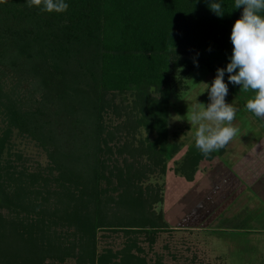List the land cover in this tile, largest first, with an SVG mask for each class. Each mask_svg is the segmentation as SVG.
<instances>
[{
	"label": "trees",
	"instance_id": "obj_1",
	"mask_svg": "<svg viewBox=\"0 0 264 264\" xmlns=\"http://www.w3.org/2000/svg\"><path fill=\"white\" fill-rule=\"evenodd\" d=\"M65 2L68 10L57 13L29 7V0H0V264L67 257L77 264H161L159 256L146 259L139 240L144 235L151 245L167 223L153 212L150 186L139 182L150 165L163 170L180 149L165 127L172 72L201 50L232 53L230 33L243 9L213 0L225 12L218 17L211 0ZM127 93L130 107H121L128 131L141 124L155 132L137 146L115 144L125 123L107 129L103 118L105 108L121 110L106 95ZM13 130L45 151L47 175L14 168ZM221 152L204 157L191 143L177 171L191 180L201 160ZM124 153L145 161L136 167ZM99 230L120 231L122 247L97 252Z\"/></svg>",
	"mask_w": 264,
	"mask_h": 264
},
{
	"label": "rangeland",
	"instance_id": "obj_2",
	"mask_svg": "<svg viewBox=\"0 0 264 264\" xmlns=\"http://www.w3.org/2000/svg\"><path fill=\"white\" fill-rule=\"evenodd\" d=\"M231 54L201 50L188 56L172 72L169 96L172 104L165 117V127L168 140L180 145V149L165 163L163 170L150 165V170L141 173L139 182L143 190L150 186L153 212L167 223V228L154 234L151 245L142 240L144 235H140L139 245L149 261L159 256L161 264H264V204L259 198L245 193L242 185L249 181L252 190L264 199V174L262 178H253L254 170L264 171V121L246 109L247 100L254 93L229 83L227 72L224 75V82L228 84L225 102L238 109L233 121L239 129L236 137L220 155L201 160L194 170L193 179L185 180L177 171L187 146L195 143L196 129L187 121L188 115L196 103L205 106L210 103L203 83L211 84L216 69L225 68ZM201 58L209 62V69ZM106 97L117 106L130 107L131 95L128 93L108 94ZM122 107L119 114L105 108L103 118L107 129L124 121ZM131 115L140 117L137 112ZM3 124L0 113V130ZM127 125L125 123L117 129L115 144L126 141L137 146L138 141L146 142L155 135L154 131L141 124L129 132ZM9 141L10 152L18 156L14 159V155H9L16 170L38 171L47 175L48 158L35 140L13 130ZM250 149L251 154L248 152ZM123 156L136 167L138 161H145V156L135 162L130 154L124 153ZM116 157L121 164V157ZM123 241L120 231L99 230L95 249L97 252L105 247L116 250L122 247ZM45 264L77 263L72 257H67L61 262L47 260Z\"/></svg>",
	"mask_w": 264,
	"mask_h": 264
},
{
	"label": "clouds",
	"instance_id": "obj_3",
	"mask_svg": "<svg viewBox=\"0 0 264 264\" xmlns=\"http://www.w3.org/2000/svg\"><path fill=\"white\" fill-rule=\"evenodd\" d=\"M41 5L42 11L57 13L66 12L69 7L65 0H29V7ZM209 8L218 17L225 13L221 3L213 0ZM240 8L243 11L230 33V60L225 68L216 69L210 85L203 83L210 103L207 106L196 103L187 119L195 126V145L204 157L225 148L239 131L233 125L238 109L225 102L228 95L225 72L229 74V83L254 93L247 100L246 109L264 121V15L261 14L264 13V0H234V9Z\"/></svg>",
	"mask_w": 264,
	"mask_h": 264
},
{
	"label": "crops",
	"instance_id": "obj_4",
	"mask_svg": "<svg viewBox=\"0 0 264 264\" xmlns=\"http://www.w3.org/2000/svg\"><path fill=\"white\" fill-rule=\"evenodd\" d=\"M251 145V143H248V146H250ZM251 149L248 151L250 154H251ZM253 151H254V149H253ZM250 161V160H249ZM248 163H251V162H248ZM200 166H201V164H200ZM247 166H249L248 164H247ZM246 166V167H247ZM238 168V167H237ZM264 169V168H263ZM250 170L251 169H248V171L250 172ZM254 173H257L256 175L254 174ZM262 173L264 174V171L263 172H257V170H254L253 171V178H256V179H258L259 177H261L262 178ZM264 178V177H263ZM255 179V180H256ZM264 181V180H263ZM209 184V183H208ZM243 191L245 192V193H250V194H252L254 197H256V198H259V201H261V203L262 204H264V199L263 198H261L257 193H256V191L255 190H252V188H251V186H250V183H249V181H247V182H244L243 184ZM264 185V184H263ZM264 188V187H263ZM264 191V190H263Z\"/></svg>",
	"mask_w": 264,
	"mask_h": 264
}]
</instances>
